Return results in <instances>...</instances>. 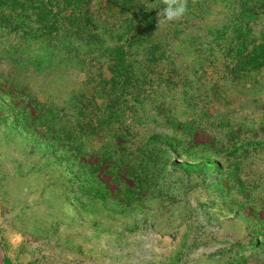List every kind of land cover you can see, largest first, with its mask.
Wrapping results in <instances>:
<instances>
[{"label":"rangeland","instance_id":"rangeland-1","mask_svg":"<svg viewBox=\"0 0 264 264\" xmlns=\"http://www.w3.org/2000/svg\"><path fill=\"white\" fill-rule=\"evenodd\" d=\"M242 2L236 25L210 29V46L184 35L177 70L121 94V108L144 112L116 114L130 131L117 169L89 152L107 139L81 128L117 104L98 71L111 74L94 62L87 74L55 31L65 16L161 0H0V264H264V0ZM88 87L76 123L70 101ZM170 109L184 130L168 124ZM74 127L79 153L57 135ZM100 184L121 194L104 198Z\"/></svg>","mask_w":264,"mask_h":264},{"label":"trees","instance_id":"trees-1","mask_svg":"<svg viewBox=\"0 0 264 264\" xmlns=\"http://www.w3.org/2000/svg\"><path fill=\"white\" fill-rule=\"evenodd\" d=\"M116 1L119 5H122L121 1L123 0ZM250 1H252L251 6H259V3H262V0ZM245 4L246 2H242V0H187L186 14L178 21L169 22L160 27H158V13L161 9H148L146 7L140 8L133 14L122 12L121 9L112 11L110 8L105 14L94 15L83 11L70 17L65 16L68 24L57 28L55 31L54 37L58 38V43L68 49L69 52H72L75 58L84 61L85 64L81 65L86 67L87 74L91 73L90 66L93 62L96 65L98 63L100 68L106 64V68L111 74L106 79L103 77V73L97 70L99 81L103 80L106 84L111 83L107 87L106 97H110L108 100H113L117 104L115 106L114 104L109 105V107L105 104L106 108L99 110L100 120H98V124H92L89 121L88 124L81 127L82 129L87 127L91 135L101 133L100 136H97L99 141L107 139L110 148L106 147L103 152H95L92 146L88 148L90 153L99 156L98 162L113 158L112 168L117 169L127 164V160L113 156V152L118 145L127 141L130 134L124 119L117 120L116 114L118 115L120 112L124 114V111H126L131 114L130 116H133L132 118L139 119L142 114L140 112L144 111L140 108L141 106L137 107L135 104L133 105L137 110L127 111L124 107L121 108L120 105L123 101L120 99L121 94L128 93L131 87H134V91L137 93L148 91L149 88L152 90L153 80L156 76L163 77L170 71L177 70L176 62L173 61L179 55L177 44L184 40L183 38L187 34L190 35V32L193 34L197 31L196 34H193L191 41L199 47L203 44L204 46H210L214 39L212 36L209 38L210 29L218 26L229 28L236 25L237 17L244 12L243 6ZM212 6L217 7L216 10L219 15H213L212 11H215V8ZM261 6L264 7V4ZM210 15L213 17L211 20ZM98 23H103L104 29H97ZM242 52L239 50L238 55L241 56ZM208 54L211 57V52ZM250 55L251 52L247 54L249 57ZM163 72L164 74H162ZM91 80L90 77L86 82ZM88 91L89 87L85 90V94L75 96L74 103L70 101L75 111L73 117L76 118V123H79L80 117L82 121L84 117H87L84 114L85 108H78L75 105H81L83 100L90 101V98L87 97ZM118 107L121 110H118ZM12 113H14V118L17 120L27 119L22 116L23 111L19 109ZM64 114L68 115L66 112ZM29 119L37 122L41 119V116L36 118L30 116ZM179 119L180 117L177 116L175 111L170 109L168 124L172 128L178 125L179 128L184 130L183 127L186 122L179 121ZM68 121L71 122V120ZM117 123L122 126L115 128V125H118ZM75 128H73L70 136H65L67 131H58L57 135L59 139H65L67 142L76 144V153H79L81 152L79 149L81 142L77 140ZM77 132H81V130ZM115 140H119V142L116 143ZM97 166L99 167V164H92L90 168L95 170ZM110 167L104 168L103 171H107ZM115 176L117 177V175ZM125 183L127 190L123 189L125 190L124 194L127 196L131 194L132 185ZM98 189L100 195L104 198L107 196L113 197L116 191L117 196L121 194V189L115 188L110 192L108 188H101V184Z\"/></svg>","mask_w":264,"mask_h":264},{"label":"clouds","instance_id":"clouds-1","mask_svg":"<svg viewBox=\"0 0 264 264\" xmlns=\"http://www.w3.org/2000/svg\"><path fill=\"white\" fill-rule=\"evenodd\" d=\"M161 3L163 7L158 13V27L169 22L178 21L187 12V0H161Z\"/></svg>","mask_w":264,"mask_h":264}]
</instances>
